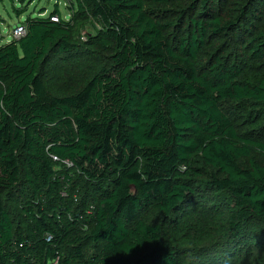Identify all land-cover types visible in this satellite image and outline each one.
Here are the masks:
<instances>
[{
    "label": "trees",
    "instance_id": "1",
    "mask_svg": "<svg viewBox=\"0 0 264 264\" xmlns=\"http://www.w3.org/2000/svg\"><path fill=\"white\" fill-rule=\"evenodd\" d=\"M70 3L0 46V264H264V0Z\"/></svg>",
    "mask_w": 264,
    "mask_h": 264
},
{
    "label": "rangeland",
    "instance_id": "2",
    "mask_svg": "<svg viewBox=\"0 0 264 264\" xmlns=\"http://www.w3.org/2000/svg\"><path fill=\"white\" fill-rule=\"evenodd\" d=\"M74 1V0H72ZM70 0H28L25 4H20L16 0H3L0 1V46L8 44L13 41V34L16 27L24 23L29 17H49L56 8L61 12L62 17L65 20L70 19L72 13L70 11L71 7ZM76 7V5H75ZM99 27L94 24L93 21H87L82 26H80V37L81 40L87 39V37L96 36ZM215 48L214 46L205 47L200 53V61L202 65L209 63L212 59ZM248 104L245 107H250ZM228 114L234 116V120L242 121L241 125L247 123L246 119L249 116L246 115L245 108H237L233 106L228 110ZM241 119V120H240ZM254 129L252 126L246 127L244 130L249 131ZM81 187V185L79 184ZM159 216L152 211L143 214L142 218L148 222H155ZM189 263L192 258H188ZM188 261L185 264H188Z\"/></svg>",
    "mask_w": 264,
    "mask_h": 264
},
{
    "label": "built area",
    "instance_id": "3",
    "mask_svg": "<svg viewBox=\"0 0 264 264\" xmlns=\"http://www.w3.org/2000/svg\"><path fill=\"white\" fill-rule=\"evenodd\" d=\"M56 20V19H55ZM27 29L26 27H24V25H20L18 27H16L14 34H13V39L15 40H19L22 37H24L26 35ZM53 159L55 161H59L58 157L53 156ZM67 166L72 167L73 164L69 161L64 162ZM93 210V208H91V211ZM48 240H51V237L48 238ZM60 259L58 258L57 260H55L52 264H59Z\"/></svg>",
    "mask_w": 264,
    "mask_h": 264
}]
</instances>
